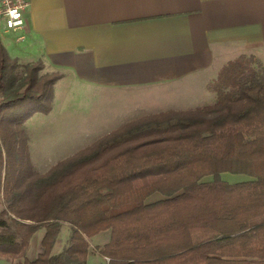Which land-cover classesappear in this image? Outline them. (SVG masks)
<instances>
[{
	"label": "trees",
	"instance_id": "16d2710c",
	"mask_svg": "<svg viewBox=\"0 0 264 264\" xmlns=\"http://www.w3.org/2000/svg\"><path fill=\"white\" fill-rule=\"evenodd\" d=\"M42 69L0 41L1 257L87 264L88 238L108 231L98 249L108 264H264V66L255 57L220 69L209 85L215 104L131 120L41 174L17 128L51 110L61 74ZM225 172L252 179L228 183ZM64 224L70 244L56 253Z\"/></svg>",
	"mask_w": 264,
	"mask_h": 264
},
{
	"label": "crops",
	"instance_id": "0c3cea01",
	"mask_svg": "<svg viewBox=\"0 0 264 264\" xmlns=\"http://www.w3.org/2000/svg\"><path fill=\"white\" fill-rule=\"evenodd\" d=\"M29 2L25 27L1 28L0 41L27 44L26 50L38 55L34 61L61 74L54 104L58 90L72 96L75 110L118 112L114 125L99 131L101 122L95 124V136L145 115L215 103L210 83L240 56H254L264 66V0ZM73 129L70 144L90 134ZM44 231L32 237L27 259L37 258L34 242L41 244ZM92 256L90 251L88 262ZM5 259L0 256V264H13Z\"/></svg>",
	"mask_w": 264,
	"mask_h": 264
},
{
	"label": "rangeland",
	"instance_id": "374dc122",
	"mask_svg": "<svg viewBox=\"0 0 264 264\" xmlns=\"http://www.w3.org/2000/svg\"><path fill=\"white\" fill-rule=\"evenodd\" d=\"M11 40H12L11 38H8L7 40L2 39V42L5 45L11 57H16L18 62L20 63L35 62L34 59L37 58L35 56H38V55L37 54L34 55L33 53H31L30 50H26L27 44L26 46L25 44L15 46L13 43H10ZM46 73L52 74L53 72H49L44 67V69L40 71V75L46 74ZM16 74L18 76H22V75L24 76V71L22 70V68H18V70H16ZM55 95L57 96V100L55 104L53 103V101L49 103V105L46 102L48 107L51 109L48 113L44 114L42 112H34L31 116H29L23 122L21 127L17 128L20 133L27 135V148H28L27 151L29 153V160L31 164L33 165V168L41 174L46 172L49 168H51L58 161L64 160L74 155L75 153L80 152L84 148L90 147L93 143H95V141L103 138L107 134L111 133L112 131H114L115 129L123 125L121 123L120 126L113 128L111 130L107 129L106 131H103L100 135L95 136V133H96L95 124L100 121L102 126L97 128V130L102 131L104 128L106 129L109 126V124L113 123V120L116 118L115 114L118 112L116 111L114 113H112V111L111 113L104 112V114L102 113V115H100L98 111V112H93V113L89 112L88 114V113H85L83 110H80L79 107H76V110H75V105L73 103V98L71 95H67L64 93L60 94L58 90H57V94ZM75 98H76V95H75ZM216 101H217V96H216ZM112 105L114 106L115 104H112ZM200 107H203V106H200ZM107 115H109L110 120L106 119ZM91 119L93 121L92 122L93 126L87 128L88 121H90ZM73 121L76 124H71V122ZM67 125L71 127L70 128L71 130H69V127ZM73 127L78 128L77 132H80L82 130L83 132H85L86 130H88L90 134L88 133L87 137L85 135L82 136L81 140L78 141V143L70 144L71 139H73V134L71 133L70 137H68L67 135L69 131L76 132L73 129ZM64 132H65V136H64ZM67 138L69 139L68 141L69 143L65 144L64 140L67 141ZM221 178L222 180L228 183H237V182H243V181H248L252 179L250 176H247V175L232 174L229 172L223 173L221 175ZM208 179L212 180L213 177L208 176ZM160 198H161L160 196L151 197L148 203L157 201ZM2 208L3 207L0 206V209ZM109 233L110 232L108 231L101 232L91 238H88L89 244H90V251L94 252V255L96 258H93L92 256L90 258V262H88L87 260V264H93V263L94 264H106V260L101 258L103 256L101 255L98 249L99 247H102L107 243ZM70 234H71L70 226L67 224H64L61 230L59 239L57 241L56 247H54L53 251H64L66 248H68L70 244L69 243ZM34 246L36 248L38 247L39 252L41 251V245H39L38 240L34 242ZM5 260H7L8 262L11 261L8 259H5ZM98 260H99V263H97ZM18 261L19 260L11 261V263L14 264L15 262H18ZM107 264H108V261H107Z\"/></svg>",
	"mask_w": 264,
	"mask_h": 264
},
{
	"label": "built area",
	"instance_id": "2783aa9c",
	"mask_svg": "<svg viewBox=\"0 0 264 264\" xmlns=\"http://www.w3.org/2000/svg\"><path fill=\"white\" fill-rule=\"evenodd\" d=\"M29 0H0V29L18 30L26 25Z\"/></svg>",
	"mask_w": 264,
	"mask_h": 264
}]
</instances>
